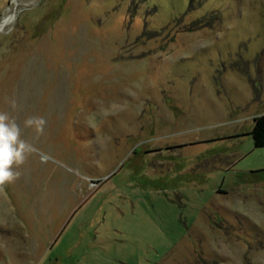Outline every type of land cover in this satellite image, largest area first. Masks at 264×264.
Returning a JSON list of instances; mask_svg holds the SVG:
<instances>
[{"label":"rangeland","instance_id":"rangeland-1","mask_svg":"<svg viewBox=\"0 0 264 264\" xmlns=\"http://www.w3.org/2000/svg\"><path fill=\"white\" fill-rule=\"evenodd\" d=\"M0 111V264H264V0H0Z\"/></svg>","mask_w":264,"mask_h":264},{"label":"clouds","instance_id":"clouds-1","mask_svg":"<svg viewBox=\"0 0 264 264\" xmlns=\"http://www.w3.org/2000/svg\"><path fill=\"white\" fill-rule=\"evenodd\" d=\"M15 110L16 101H10ZM47 121L40 116H30L23 121L24 128L34 130L37 135L44 133ZM32 145L22 138V128L9 112L0 111V191L20 177L16 170L23 165L32 153Z\"/></svg>","mask_w":264,"mask_h":264},{"label":"trees","instance_id":"trees-1","mask_svg":"<svg viewBox=\"0 0 264 264\" xmlns=\"http://www.w3.org/2000/svg\"><path fill=\"white\" fill-rule=\"evenodd\" d=\"M249 132L255 146H264V112L253 116V124Z\"/></svg>","mask_w":264,"mask_h":264},{"label":"bare ground","instance_id":"bare-ground-1","mask_svg":"<svg viewBox=\"0 0 264 264\" xmlns=\"http://www.w3.org/2000/svg\"><path fill=\"white\" fill-rule=\"evenodd\" d=\"M9 20H11V17H9V16L4 17V22H8Z\"/></svg>","mask_w":264,"mask_h":264}]
</instances>
